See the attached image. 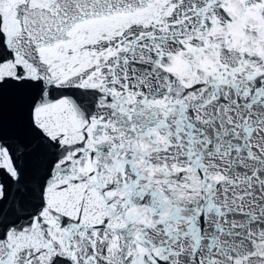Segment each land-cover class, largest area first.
<instances>
[{
	"label": "snow or ice",
	"instance_id": "6c2138e0",
	"mask_svg": "<svg viewBox=\"0 0 264 264\" xmlns=\"http://www.w3.org/2000/svg\"><path fill=\"white\" fill-rule=\"evenodd\" d=\"M0 264H264V0H0Z\"/></svg>",
	"mask_w": 264,
	"mask_h": 264
}]
</instances>
